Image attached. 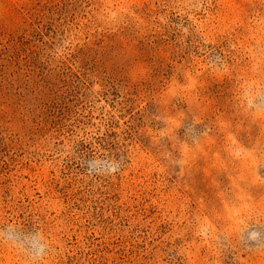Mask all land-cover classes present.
Returning <instances> with one entry per match:
<instances>
[{"label": "rangeland", "instance_id": "obj_1", "mask_svg": "<svg viewBox=\"0 0 264 264\" xmlns=\"http://www.w3.org/2000/svg\"><path fill=\"white\" fill-rule=\"evenodd\" d=\"M0 264H264V0H0Z\"/></svg>", "mask_w": 264, "mask_h": 264}]
</instances>
